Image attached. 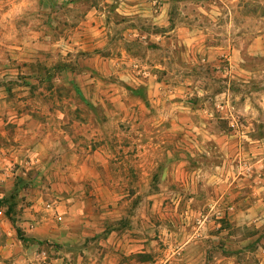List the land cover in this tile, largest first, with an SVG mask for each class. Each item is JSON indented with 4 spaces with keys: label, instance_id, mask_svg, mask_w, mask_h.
I'll list each match as a JSON object with an SVG mask.
<instances>
[{
    "label": "rangeland",
    "instance_id": "rangeland-1",
    "mask_svg": "<svg viewBox=\"0 0 264 264\" xmlns=\"http://www.w3.org/2000/svg\"><path fill=\"white\" fill-rule=\"evenodd\" d=\"M169 1L173 27L190 32V45L170 29L138 20L147 39L119 41L121 32L114 31L118 38L100 53L111 55L114 50L121 56L128 49L133 61L124 60L115 72L92 70L98 84L79 73L88 68L82 66L86 58L81 60L79 53L51 54L45 43L35 61L32 55L19 58L18 49L1 39L17 27L27 38L34 31L45 37L64 34L79 25L87 0H0V22L8 12L13 20L6 29L0 25V94L10 98L0 104V130L7 131L0 146L9 144L8 137L13 140L20 130L39 128L52 142L53 135L63 137L57 132L66 128L74 143L69 145L68 159L104 157L117 164L112 165L113 174L136 181L138 197L120 202L116 209L131 216L136 212L139 226L150 215L147 196L162 193L166 199L159 197V207L152 210L168 212L167 223L174 233L171 256L181 257L189 246L201 253L203 264H254L259 259L256 230L228 223L220 203L199 199L198 193L204 180L215 175L221 181L257 180L253 186L264 192V0ZM13 35L16 40L17 34ZM80 79L88 82L85 88ZM137 79L164 86L159 103L152 101L144 86L135 84ZM175 100L182 103L180 109ZM176 113L186 115L184 133L181 121L178 132ZM52 151L56 156L63 153L55 147ZM227 152L234 153L229 157L231 169L218 168L228 159ZM246 186L245 197L255 193ZM5 193L0 185V196ZM21 203L14 212L16 220L26 208ZM161 215L162 211L153 214L151 224L161 225ZM62 217L59 226L69 217L76 220L75 214L65 211ZM185 241L190 243L182 249ZM44 242L42 249L55 248V243ZM56 247L61 258V247ZM161 250L154 253L152 264H162Z\"/></svg>",
    "mask_w": 264,
    "mask_h": 264
},
{
    "label": "crops",
    "instance_id": "crops-1",
    "mask_svg": "<svg viewBox=\"0 0 264 264\" xmlns=\"http://www.w3.org/2000/svg\"><path fill=\"white\" fill-rule=\"evenodd\" d=\"M87 4L79 25L70 30L66 29L64 34L45 37L41 31H34L33 35L27 38L17 27L16 32H4L2 42L18 49L19 58L32 55L35 61H38L36 58H41L45 43H49L51 54L55 51L65 56L79 53L81 60L86 58L82 66L88 67L82 68L79 73L98 84L100 81L91 77L92 70L103 74L115 72L119 71L124 60L133 61L128 49L121 51V56L115 55L114 50L111 55L102 56L100 53V49L118 38L117 36L115 39L114 31L121 32L119 41L136 42L147 39L148 34H143L142 27L137 24L138 20L162 30L170 29V33H177L181 42L190 45V32H187L185 27H173L170 12L172 2L169 0H87ZM11 19L9 12L5 14L0 22L2 28L13 25ZM13 34H17L16 40ZM28 39L33 42L27 44ZM88 56L90 62H86ZM133 81L138 86H144L153 96V102H160L159 94L163 93L164 86L150 79L143 82L138 79ZM87 83L79 80V85L84 88ZM9 99L8 94H0V104H6ZM180 104V100H175L177 109H180ZM175 120L178 122V129L180 121L182 122L181 130L184 133L186 115L176 113ZM20 131L13 140L8 137L7 141H11L9 144L0 146V185L6 190V193L2 194L5 196L13 191L19 178L27 181V185L20 188L17 197L19 210L20 201L26 204L23 214H17V225L25 237L34 242L23 244L18 238L15 226L6 215V209H0V264H41L38 256L47 244L44 241L60 245V264H152L154 253L161 248L162 264L205 263L201 253L195 251V248L189 249V246L181 253V257L174 258L170 255L174 233L167 223L168 212L152 210L159 207V197L163 201L162 193L159 197L147 196L151 207L150 215L145 216L139 226L136 212L131 216L116 209L120 202H131L139 194L135 187L136 181L133 182L130 176L126 178L113 174L112 165H117L116 163L104 157L101 161H95L90 156L80 162L68 159L72 154L69 145L73 146L74 143L66 128L57 132L63 137L59 134L53 135L52 142L43 137L45 132H41L39 128ZM6 134L5 129L0 130V137H7ZM256 142L258 146L262 145L260 141ZM53 147L63 153L56 156L52 151ZM233 154L227 152L228 159L217 167L231 169L232 162L229 157ZM239 156L240 154L237 155ZM30 171L32 175H28ZM220 179L215 175L209 181L204 180V188L201 194L198 193L199 199L215 202L216 205L220 203L228 223L256 230L259 259L254 264H264L263 189L260 191L254 187L253 183L257 180L249 178H232L225 181ZM246 184L255 190V193L252 192L247 197V193L242 191L247 187ZM153 199L155 203L151 204ZM48 204L54 207L55 213L54 210L47 209ZM162 206L161 204V208ZM96 209L105 211L100 214L96 213ZM162 209L166 210L167 206ZM62 211L75 214L76 220L69 217L66 224L59 226L56 215L63 220ZM161 211V225L151 224L155 218L153 214ZM177 228L181 233L184 226ZM158 240L162 242L161 246H158ZM187 241L180 246L182 249L190 243Z\"/></svg>",
    "mask_w": 264,
    "mask_h": 264
},
{
    "label": "trees",
    "instance_id": "trees-1",
    "mask_svg": "<svg viewBox=\"0 0 264 264\" xmlns=\"http://www.w3.org/2000/svg\"><path fill=\"white\" fill-rule=\"evenodd\" d=\"M26 185H27V181L24 180L23 178H19V180H17L15 187H14L12 192L9 195H5V196L0 197V209H2V208L6 209L5 210L6 215L10 219V221L13 223V225L15 226L18 238L23 244H27L29 242H34V241L27 239L25 237L22 229L17 225V220L14 216V212L18 206L17 197L20 193V188L25 187ZM41 243H43V242H41ZM57 247H59V246H57ZM57 247L55 245V248H57Z\"/></svg>",
    "mask_w": 264,
    "mask_h": 264
},
{
    "label": "built area",
    "instance_id": "built-area-1",
    "mask_svg": "<svg viewBox=\"0 0 264 264\" xmlns=\"http://www.w3.org/2000/svg\"><path fill=\"white\" fill-rule=\"evenodd\" d=\"M47 209L48 210H54V213H55V209H54V207L51 204L47 205ZM56 217H57V219L59 221L62 220V218L58 214L56 215ZM38 257H39V261H40L41 264H60L59 263V259L60 258H58L54 246L53 247H49L46 250L43 249L40 252Z\"/></svg>",
    "mask_w": 264,
    "mask_h": 264
}]
</instances>
